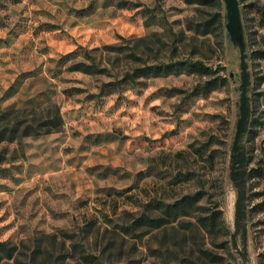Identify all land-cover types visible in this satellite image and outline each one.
Segmentation results:
<instances>
[{
  "label": "rangeland",
  "instance_id": "obj_1",
  "mask_svg": "<svg viewBox=\"0 0 264 264\" xmlns=\"http://www.w3.org/2000/svg\"><path fill=\"white\" fill-rule=\"evenodd\" d=\"M239 5L251 115L234 247L225 1L0 0V264H264V0ZM177 60L208 70L131 77Z\"/></svg>",
  "mask_w": 264,
  "mask_h": 264
},
{
  "label": "water",
  "instance_id": "obj_2",
  "mask_svg": "<svg viewBox=\"0 0 264 264\" xmlns=\"http://www.w3.org/2000/svg\"><path fill=\"white\" fill-rule=\"evenodd\" d=\"M227 10L226 28L229 32L233 44L240 50V69H241V86L239 98L240 117L236 126V133L233 141L231 154V179L237 187V200L235 211V232L232 235V244L237 247L236 237L242 230L243 235L247 237V152L244 143V137L249 130L251 102L248 94L250 87V72L248 70L247 43L245 39V30L241 15L239 0H224ZM240 255L244 258L242 264H247L244 252L239 250Z\"/></svg>",
  "mask_w": 264,
  "mask_h": 264
},
{
  "label": "trees",
  "instance_id": "obj_3",
  "mask_svg": "<svg viewBox=\"0 0 264 264\" xmlns=\"http://www.w3.org/2000/svg\"><path fill=\"white\" fill-rule=\"evenodd\" d=\"M186 66L187 70L200 75H205L208 70V66L202 61H191L186 63L185 61H172L170 63L161 62L156 65H144L135 68L133 74H131L132 79L138 76H148V75H159L164 72L173 70L174 68ZM29 132V129H27ZM245 256V254H244Z\"/></svg>",
  "mask_w": 264,
  "mask_h": 264
}]
</instances>
